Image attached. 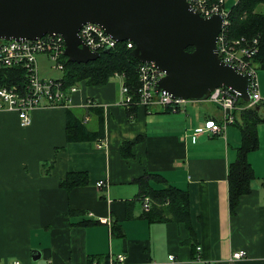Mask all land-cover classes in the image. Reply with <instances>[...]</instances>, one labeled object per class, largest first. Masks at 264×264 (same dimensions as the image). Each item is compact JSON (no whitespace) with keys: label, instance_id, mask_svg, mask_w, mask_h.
I'll return each instance as SVG.
<instances>
[{"label":"crops","instance_id":"0c3cea01","mask_svg":"<svg viewBox=\"0 0 264 264\" xmlns=\"http://www.w3.org/2000/svg\"><path fill=\"white\" fill-rule=\"evenodd\" d=\"M43 58L49 60L38 56ZM118 78L78 83L67 107L35 109L27 127L15 112L0 111V259L34 264L35 251L36 264H107L120 252L127 264H264V143L248 154L255 179L230 214L227 171L240 144L239 128L231 127L237 123L219 135L200 130L206 119L222 118L209 100L184 103L176 112L136 105L130 113L118 102ZM88 98L102 105L103 146L65 140L67 109L96 128L85 108ZM242 106L237 104L235 120ZM122 141L133 142L132 157L121 156ZM50 162L44 174L41 164ZM74 170L86 171L89 183L66 191L59 180ZM144 173L160 174L188 192L192 231L183 222L150 221L140 201L128 212L126 200L138 193L134 179ZM99 180L104 188L96 186ZM100 217L119 223L121 235ZM82 218L98 222L79 225ZM240 250L245 258H232Z\"/></svg>","mask_w":264,"mask_h":264},{"label":"water","instance_id":"95a60500","mask_svg":"<svg viewBox=\"0 0 264 264\" xmlns=\"http://www.w3.org/2000/svg\"><path fill=\"white\" fill-rule=\"evenodd\" d=\"M85 23L101 26L117 42H134L132 55L164 73L154 85L156 94L201 101L223 86L250 101L248 75L217 55L222 18L202 17L185 0H0V39L58 34L65 43L63 55L71 62L86 63L100 56L79 36ZM189 46L192 51L186 50ZM38 257L32 252L33 261Z\"/></svg>","mask_w":264,"mask_h":264},{"label":"built area","instance_id":"2783aa9c","mask_svg":"<svg viewBox=\"0 0 264 264\" xmlns=\"http://www.w3.org/2000/svg\"><path fill=\"white\" fill-rule=\"evenodd\" d=\"M202 17L219 15L222 18L220 31L216 38V51L219 59L225 64L231 65L237 72L248 75V89L250 101L245 102L242 109L254 106L264 108V96L260 93L257 73L261 68L254 60L259 53L260 39L258 36L232 34L231 29V8H228L227 0H185ZM79 36L84 44L92 51H101L104 48H113L117 41L110 37L104 29L95 23H85L79 29ZM128 48L132 47L127 42ZM65 43L60 35H44L38 39L5 40L0 39V69L7 67H23L26 71L24 85L0 86V111H11L17 114L21 127L31 125V114L35 109L68 106L70 97L77 90V84L65 86L62 77L59 79H44L39 74L38 56L46 55L49 60L54 61L52 68L64 71L62 57ZM137 69L138 81L135 90H131L124 82L120 87V105L129 109L132 106L141 105L151 110L154 107H161L165 111L176 112L183 108L186 100L171 97L168 94H156L154 85L156 80L164 73L155 67L154 63L141 62ZM123 79V74L114 73ZM240 98L238 93L231 88L219 86L211 90L207 100L219 106L222 118L219 122L213 119H206L202 131L219 135L222 134L228 124L235 121L234 112L237 109V102ZM102 106L97 101L88 98L85 101V108ZM105 145L104 139L98 142V146ZM98 188L106 186L105 181L96 182ZM145 212L150 210L151 200L144 195L141 200ZM102 223L111 224L109 217H100ZM245 258V252L235 251L232 258ZM172 259L173 256L170 255ZM0 264H23L18 259L1 260ZM107 264H127L125 255L118 253L110 255Z\"/></svg>","mask_w":264,"mask_h":264},{"label":"trees","instance_id":"16d2710c","mask_svg":"<svg viewBox=\"0 0 264 264\" xmlns=\"http://www.w3.org/2000/svg\"><path fill=\"white\" fill-rule=\"evenodd\" d=\"M262 7L260 10L259 7ZM231 33L236 35L258 36L260 39L259 53L255 57L256 63L264 68V0H238L235 6L231 8ZM117 42L116 45L105 53L100 51V56L86 63L71 62L67 56H63L64 71L62 80L65 86L78 84L82 81L88 85H103L110 81L114 73L123 74L124 84L135 90L138 81L137 69L140 66L138 61L132 55V49L135 43L131 42L132 47H127V42ZM192 47L186 48L192 51ZM26 81V71L23 67H7L0 69V86L24 85ZM238 105L246 104L239 99ZM135 106L128 110L131 113ZM261 107L254 106L238 111L239 120H235L240 132V144L236 148V157L228 166L227 183H228V205L230 214H234L242 195L251 190L252 181L255 179L254 171L248 160V154L259 147L258 125L264 123V115L259 113ZM87 113L96 117V128L90 129L82 123V118L73 110L67 109L65 123V140L66 143L78 141H95L100 142L104 139V125L102 108L97 106L86 107ZM169 112L170 110H166ZM132 141H122L120 144V154L124 158L132 157ZM53 162L44 167L41 164L42 172L48 173ZM138 186L137 195L127 201L128 212L135 201L142 200L144 195L151 200V207L145 216L150 221H175L189 224V199L188 192L185 189L178 188L170 184L166 179L157 173H144L134 179ZM160 186L155 187L152 183ZM89 183V176L86 171H67L64 177L59 180V186L66 191L73 188L85 186ZM264 185V178L262 179ZM83 215V211H70V214ZM128 216L129 215L128 213ZM98 221L82 218L79 225H89ZM113 235H121V226L119 223L110 224ZM192 231V230H191ZM193 237V233H192Z\"/></svg>","mask_w":264,"mask_h":264},{"label":"rangeland","instance_id":"374dc122","mask_svg":"<svg viewBox=\"0 0 264 264\" xmlns=\"http://www.w3.org/2000/svg\"><path fill=\"white\" fill-rule=\"evenodd\" d=\"M237 0H227L226 4L227 7L230 8L234 2H236ZM259 9L261 10L262 7L260 6ZM54 64V61L52 60H47L45 58L38 60V69H39V74L42 78L44 79H59L62 77L63 72L60 71V69H54L52 68ZM119 76H113L110 81L111 82H115L118 83L119 81ZM258 77V82H259V89H260V93L264 96V68H260L258 70L257 76ZM191 100H186L185 104L190 103ZM259 113L261 115H264V108L261 107L259 110ZM231 127H235L236 129H238L237 126H231ZM258 129V140H259V148L256 151H259L260 149V143H264V123H260L257 127ZM255 151V152H256ZM34 264H36L37 262H33Z\"/></svg>","mask_w":264,"mask_h":264}]
</instances>
